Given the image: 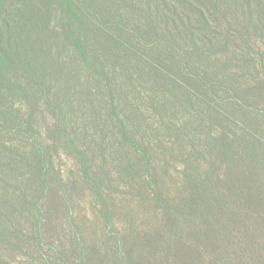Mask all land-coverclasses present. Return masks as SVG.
I'll return each mask as SVG.
<instances>
[{
	"label": "rangeland",
	"instance_id": "1",
	"mask_svg": "<svg viewBox=\"0 0 264 264\" xmlns=\"http://www.w3.org/2000/svg\"><path fill=\"white\" fill-rule=\"evenodd\" d=\"M161 1L165 0H144L135 6L132 0H123L119 6L137 11L134 21L145 25L150 7L156 11L155 17L160 16ZM79 2L91 11L96 8L97 18L105 17L102 0ZM51 3L57 7V0ZM49 17L48 25H43L47 36L36 44L31 38L28 44L16 46L6 31L0 39V76L6 78L3 89L6 93L7 88L11 90L9 103L17 110L11 118L15 123L6 125L16 131L1 126L0 141L11 144L10 148L27 159L22 182L26 184L37 172L36 183L50 194L35 196L39 215L49 218L50 229L37 221H19L12 228L15 234L10 245L0 238V264H77L78 260L66 258L73 247L76 258L80 251L97 250L107 253L104 264H113V253L126 240L152 234L164 224L166 210L184 196L187 169L198 164L207 168L210 148L201 152L202 147H209L215 129L216 136L223 130L194 96L196 90L189 89L184 71L175 66V61H183L181 55L167 57V62L163 54L147 55L145 63L137 66L128 38L135 41L136 50L151 43L138 33H126L122 44L118 43L126 52L109 61L115 56L107 54L101 39L87 30L84 47L88 57H94L90 62L111 75L110 93L102 77L86 69L65 43L62 14L52 12ZM111 45L113 49L118 46L116 42ZM58 57L60 66L56 68ZM18 60L33 64L20 77L24 65ZM152 64L169 69L177 83L157 87L154 78L147 77ZM188 65L193 75L192 60ZM59 68L63 69L61 75ZM125 70L135 73L133 86L125 81ZM42 72L46 74L44 85ZM239 118L230 121L226 134L231 131L246 139L252 133ZM120 122L137 149L123 140ZM259 149L264 152L263 147ZM137 150L147 154L148 161ZM237 159L243 158L238 155Z\"/></svg>",
	"mask_w": 264,
	"mask_h": 264
},
{
	"label": "trees",
	"instance_id": "2",
	"mask_svg": "<svg viewBox=\"0 0 264 264\" xmlns=\"http://www.w3.org/2000/svg\"><path fill=\"white\" fill-rule=\"evenodd\" d=\"M87 1L93 4L95 0ZM132 1L141 5L144 0ZM120 2L123 0H102L105 17L97 18L96 8L82 7L79 0H57L56 8L51 0H0V39L6 31L16 46L19 42L28 44L31 38L36 44L47 36L43 28L48 25L46 19L58 12L66 20L65 43L75 50L86 69L102 77L110 93L111 75L90 62L94 57H88L84 47L87 30L101 39L107 54L115 56L109 61L126 52L119 45L126 33H138L151 43L136 50L135 41L128 38L137 66L145 63L143 57L147 55L163 54L166 62L167 57L181 55L184 65L177 60L175 66L184 71L189 89L196 90L194 96L200 104L215 114H210L215 125L222 127L219 136L214 128L209 147H202L201 152L210 148L207 168L198 164L184 174V196L173 209L166 210L164 224L152 234L126 240L113 253V264H264V152L259 149L264 148V142L258 139L264 140V0H165L161 1L158 18L149 8L145 25L134 21L137 11L120 7ZM114 42L116 49L111 45ZM56 60L57 68L60 57ZM191 60L193 75L188 65ZM16 62L24 65L18 77L29 72L31 61ZM148 70V79L154 78L157 87L177 83L169 69L152 64ZM45 75L41 73L43 85ZM123 76L132 85L134 71L125 70ZM4 79L0 76V127L16 131V127L9 130L6 126L15 123L11 118L17 110L10 106L11 90L7 88L6 93L3 89ZM238 116L252 133L246 139L237 138L231 131L226 134L230 121L240 120ZM119 125L123 140L137 149L138 144L129 141L125 124ZM10 146L0 141V238L6 245L11 244L15 234L12 228L19 221H37L50 229L49 218L37 210L35 196L43 193L36 183L37 172L24 184L27 159ZM137 152L148 161L147 154ZM238 155L243 159H237ZM45 195H50L48 189L41 197ZM14 240L19 243L15 236ZM76 252L73 247L66 258L78 260L77 264H104L107 258V253L97 250L80 251L79 258L74 257Z\"/></svg>",
	"mask_w": 264,
	"mask_h": 264
}]
</instances>
